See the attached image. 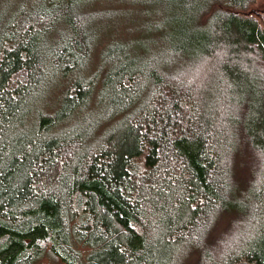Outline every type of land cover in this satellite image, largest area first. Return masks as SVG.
Here are the masks:
<instances>
[{
    "label": "trees",
    "instance_id": "1",
    "mask_svg": "<svg viewBox=\"0 0 264 264\" xmlns=\"http://www.w3.org/2000/svg\"><path fill=\"white\" fill-rule=\"evenodd\" d=\"M254 1L0 2V264H176L246 214L249 240L210 264H264ZM137 2L160 21L121 12ZM233 157L256 167L244 195Z\"/></svg>",
    "mask_w": 264,
    "mask_h": 264
},
{
    "label": "rangeland",
    "instance_id": "2",
    "mask_svg": "<svg viewBox=\"0 0 264 264\" xmlns=\"http://www.w3.org/2000/svg\"><path fill=\"white\" fill-rule=\"evenodd\" d=\"M8 0H0L4 3ZM129 1V0H127ZM137 0H133L135 2ZM156 1V2H155ZM163 1V2H162ZM12 2V1H10ZM8 2V3H10ZM17 1H15L16 3ZM146 4L150 2L155 6H164L172 4L170 0H144ZM144 3V4H145ZM176 4L175 10L171 11L172 6H165L167 8V14L174 16L182 14L187 11V6H192V0H174ZM128 5L120 7L121 12L127 15L133 21H147V22H158L159 18H155L153 14L156 12L153 7H146V5L136 6ZM157 4V5H156ZM149 6V5H148ZM161 10V9H160ZM246 15H252L258 24H264V0H255L253 4L248 6ZM244 10V11H245ZM233 164L231 169L233 170V179L230 181L233 188L237 193L244 195L247 191L252 189L251 174L256 170L255 165L247 166L248 162L245 158L238 159L237 157L232 158ZM241 201V200H240ZM254 218L251 215H223L222 217L216 218L212 232L204 234L195 238V242L191 239L188 241L191 247H188L182 258L176 264H210L213 260H222L226 256V250L235 246L238 241L245 237L246 242L249 240V235L244 233V229H248L252 226ZM244 239V238H243ZM193 246H197L196 251ZM87 251V248H81V252ZM35 264H61L59 261L51 260L47 257L40 259Z\"/></svg>",
    "mask_w": 264,
    "mask_h": 264
},
{
    "label": "snow or ice",
    "instance_id": "3",
    "mask_svg": "<svg viewBox=\"0 0 264 264\" xmlns=\"http://www.w3.org/2000/svg\"><path fill=\"white\" fill-rule=\"evenodd\" d=\"M211 225L209 224V225H206V227H210Z\"/></svg>",
    "mask_w": 264,
    "mask_h": 264
}]
</instances>
